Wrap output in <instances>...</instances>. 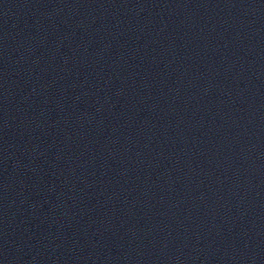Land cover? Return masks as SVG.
<instances>
[{"label":"water","instance_id":"obj_1","mask_svg":"<svg viewBox=\"0 0 264 264\" xmlns=\"http://www.w3.org/2000/svg\"><path fill=\"white\" fill-rule=\"evenodd\" d=\"M0 264H264V0H0Z\"/></svg>","mask_w":264,"mask_h":264}]
</instances>
